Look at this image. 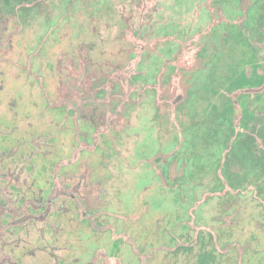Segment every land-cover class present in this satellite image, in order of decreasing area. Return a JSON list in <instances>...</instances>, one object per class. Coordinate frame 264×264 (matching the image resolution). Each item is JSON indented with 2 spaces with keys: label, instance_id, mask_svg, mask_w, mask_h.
Masks as SVG:
<instances>
[{
  "label": "rangeland",
  "instance_id": "1",
  "mask_svg": "<svg viewBox=\"0 0 264 264\" xmlns=\"http://www.w3.org/2000/svg\"><path fill=\"white\" fill-rule=\"evenodd\" d=\"M0 264H264V0H0Z\"/></svg>",
  "mask_w": 264,
  "mask_h": 264
}]
</instances>
